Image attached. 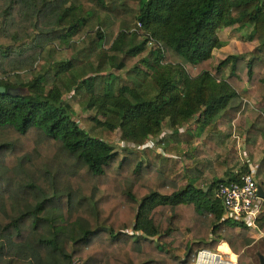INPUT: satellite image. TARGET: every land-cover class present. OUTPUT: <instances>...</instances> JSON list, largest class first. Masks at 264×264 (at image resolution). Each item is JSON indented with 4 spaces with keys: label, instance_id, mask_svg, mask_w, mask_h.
<instances>
[{
    "label": "trees",
    "instance_id": "trees-1",
    "mask_svg": "<svg viewBox=\"0 0 264 264\" xmlns=\"http://www.w3.org/2000/svg\"><path fill=\"white\" fill-rule=\"evenodd\" d=\"M246 28L250 56L211 67ZM0 85L25 89L0 94V264H190L219 241L252 264L216 189L264 178V0H0Z\"/></svg>",
    "mask_w": 264,
    "mask_h": 264
},
{
    "label": "rangeland",
    "instance_id": "rangeland-1",
    "mask_svg": "<svg viewBox=\"0 0 264 264\" xmlns=\"http://www.w3.org/2000/svg\"><path fill=\"white\" fill-rule=\"evenodd\" d=\"M133 28H131V30H133ZM248 32H249L248 28L243 29V30H220L218 31V36L222 41L225 42V45L222 46L221 48H217L213 50V57L210 61V66L214 67L215 65H217V63L220 60L224 59L228 55H238V56H242L245 59H247L250 56V50H252L253 48V45L250 42L246 41V36ZM228 73H229V66L223 69L222 75L225 77L227 76ZM66 100H67V103L73 109L72 117L74 118V120L83 124L82 119L87 118L93 114V111H90L84 108L83 106L79 105L76 100L71 99V98H66ZM164 132L165 133L169 132L166 125H164ZM119 137H120V132L118 130H115L109 134L106 140L110 144H113L117 150H119L120 148H122V146L128 145L125 142L121 141ZM163 138L166 139L167 134L163 135ZM150 145L151 146L153 145V140H151ZM155 150H157L158 152L160 151L157 148ZM117 201H118L117 196L110 197L108 199V203L106 204V207L110 205L111 206L116 205ZM191 221H192V218L189 219V216H188V217H185L184 223L190 224ZM247 233L250 237L253 238L254 241L250 244V246L246 248V253L249 256V260L252 262V264H259L258 254H262L264 256V235L263 233L261 234V231L260 230L258 231V229H250L247 231ZM178 240L180 244L182 245V247H179L177 250H175L174 254L179 256L180 258H183L184 254L186 253V249H184L183 246L185 244L186 245L189 244L191 241L193 242L194 238L191 232L182 228V230L180 231ZM221 242L222 241H219L217 246L214 248H205V247L199 248L195 250L194 255L197 251L201 249H206L211 252H218L217 250L218 245ZM229 249L232 253H234L230 247ZM194 255L191 257L192 259ZM234 255H235V258L234 260L231 258V261H235V264H237L238 257H237V254L234 253ZM221 256L224 259H229V256L227 255L221 254ZM192 259L190 261V264H192Z\"/></svg>",
    "mask_w": 264,
    "mask_h": 264
},
{
    "label": "built area",
    "instance_id": "built-area-1",
    "mask_svg": "<svg viewBox=\"0 0 264 264\" xmlns=\"http://www.w3.org/2000/svg\"><path fill=\"white\" fill-rule=\"evenodd\" d=\"M235 138L239 141V137L236 136ZM237 144L239 148V143ZM257 185L254 167L249 173L242 174L238 181L219 183L216 196L219 198L223 209V218L243 223L249 229H258L257 218L262 199L257 194ZM211 255L218 257L219 262L235 264L231 258H222L220 252H211L206 249H201L195 253L192 264H216L212 261L208 262Z\"/></svg>",
    "mask_w": 264,
    "mask_h": 264
},
{
    "label": "water",
    "instance_id": "water-1",
    "mask_svg": "<svg viewBox=\"0 0 264 264\" xmlns=\"http://www.w3.org/2000/svg\"><path fill=\"white\" fill-rule=\"evenodd\" d=\"M25 89H22L21 87H8L6 88L3 85H0V94H11V95H16V94H21L24 93ZM257 194L261 199H264V190L262 189L261 185H257ZM258 259H259V264H264V256L262 254H258Z\"/></svg>",
    "mask_w": 264,
    "mask_h": 264
},
{
    "label": "crops",
    "instance_id": "crops-1",
    "mask_svg": "<svg viewBox=\"0 0 264 264\" xmlns=\"http://www.w3.org/2000/svg\"><path fill=\"white\" fill-rule=\"evenodd\" d=\"M234 138L236 137L235 135L233 136ZM237 137H239V136H237ZM235 141H236V146H231L230 145V149L233 151V152H236L235 150H237V153L239 154V156L241 157V160H242V162H244V161H247V158H246V153H244V155L245 156H243V152H245V147H244V139H243V137H239V141H237V139L235 138ZM237 143H239V148L237 147ZM195 144V143H194ZM253 154H255V152L253 153ZM251 166V165H250ZM253 167V166H252ZM236 169H237V167H236ZM256 180H257V182H258V184H259V182L261 181V180H263V182H264V178L263 177H256ZM206 189V188H205ZM263 200V199H262ZM259 231V230H258ZM261 234H262V232H261ZM222 243V242H221ZM220 243V244H221ZM226 245H227V243L226 242H224ZM219 244V245H220ZM219 245H218V252H220L221 254H224L222 251H220L219 250ZM227 247H228V245H227ZM228 249H229V247H228ZM229 253H232L231 251H230V249H229ZM224 255H227V256H229V258H231L230 256V254H224ZM235 256V255H234Z\"/></svg>",
    "mask_w": 264,
    "mask_h": 264
},
{
    "label": "bare ground",
    "instance_id": "bare-ground-1",
    "mask_svg": "<svg viewBox=\"0 0 264 264\" xmlns=\"http://www.w3.org/2000/svg\"><path fill=\"white\" fill-rule=\"evenodd\" d=\"M210 261L215 262L216 264H225L223 262H219L220 261L219 258L215 257L214 255L210 256V259L208 260V262H210Z\"/></svg>",
    "mask_w": 264,
    "mask_h": 264
}]
</instances>
